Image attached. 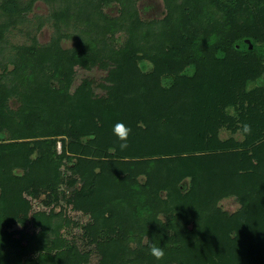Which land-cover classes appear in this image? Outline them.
Here are the masks:
<instances>
[{
  "label": "trees",
  "instance_id": "trees-1",
  "mask_svg": "<svg viewBox=\"0 0 264 264\" xmlns=\"http://www.w3.org/2000/svg\"><path fill=\"white\" fill-rule=\"evenodd\" d=\"M35 1L0 0V264H264V0H162L151 19L42 0L51 38L10 47ZM77 66L107 69L104 95L73 87Z\"/></svg>",
  "mask_w": 264,
  "mask_h": 264
},
{
  "label": "rangeland",
  "instance_id": "rangeland-1",
  "mask_svg": "<svg viewBox=\"0 0 264 264\" xmlns=\"http://www.w3.org/2000/svg\"><path fill=\"white\" fill-rule=\"evenodd\" d=\"M131 4L137 9L138 16L141 19L158 18L161 17L164 13V4L162 0H132ZM120 5L126 6L127 2L125 0L111 1L109 3L103 2L102 5L98 8L99 14L108 19L117 18L120 14ZM55 7H58V1L56 2V4L46 3L42 0L35 1L32 5L31 10L27 14L29 22L16 26L6 34L7 45L11 47L17 44H28L32 41L33 36L40 43L47 42L51 38L54 29L48 22H46V16H48V14L52 12L53 8ZM122 24H124V22ZM119 32L120 31H117V33ZM114 38L115 37H112L111 39L113 40ZM71 43L72 42L70 40H63L62 42L64 46H69L71 45ZM143 66L148 67V64H143ZM75 70L76 72L73 87L76 86L83 78H88L92 81V87L97 95L105 94L103 83L105 82L107 69H102L98 66H92L90 68L77 66ZM254 81H257V79ZM258 82H260L259 79ZM226 133V131L221 132L222 136H227ZM57 150L58 152L61 150L60 142L57 143ZM56 185L60 186V183H56ZM32 203L35 209L40 208L41 206L38 203V200H33ZM221 205L229 211H234L239 207V203L232 197L222 199ZM56 209H58V207H56ZM63 215H65L69 221L62 228V233L69 237L71 244L73 243L72 245L74 246V249L76 251H79L82 247V243L79 237L80 230L79 227H77L76 223L82 220L84 221L85 216L80 215L79 212H76L71 207L65 209ZM160 218H162V221L166 220L165 216H161ZM21 221L22 220L20 216H17L15 218L13 217L4 226L3 232L7 236L20 235L23 230H25V227ZM66 251L67 249L64 248L60 249L57 252L58 254H60V257H62V259H65ZM95 260L96 259L94 257H91L90 264H94Z\"/></svg>",
  "mask_w": 264,
  "mask_h": 264
},
{
  "label": "clouds",
  "instance_id": "clouds-1",
  "mask_svg": "<svg viewBox=\"0 0 264 264\" xmlns=\"http://www.w3.org/2000/svg\"><path fill=\"white\" fill-rule=\"evenodd\" d=\"M251 125L245 123L242 125V133L243 134H251ZM131 133V129L125 125L123 122H117L113 128V134L120 141L119 147L123 151L128 148V136ZM110 151H115V149H110ZM150 254L155 257L157 260L163 259L165 253L164 248L157 246L156 244H152L150 247Z\"/></svg>",
  "mask_w": 264,
  "mask_h": 264
}]
</instances>
